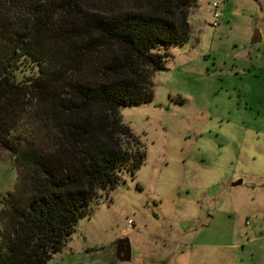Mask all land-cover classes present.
<instances>
[{
	"label": "rangeland",
	"instance_id": "374dc122",
	"mask_svg": "<svg viewBox=\"0 0 264 264\" xmlns=\"http://www.w3.org/2000/svg\"><path fill=\"white\" fill-rule=\"evenodd\" d=\"M189 12L152 102L120 109L146 153L140 169L120 172L46 264H264V0H195ZM26 125L48 144L50 131ZM17 177L0 149V196ZM126 238L129 263L115 252Z\"/></svg>",
	"mask_w": 264,
	"mask_h": 264
},
{
	"label": "trees",
	"instance_id": "16d2710c",
	"mask_svg": "<svg viewBox=\"0 0 264 264\" xmlns=\"http://www.w3.org/2000/svg\"><path fill=\"white\" fill-rule=\"evenodd\" d=\"M194 4L0 0V149L18 173L0 196V264H46L120 172L140 169L146 153L120 109L152 102ZM27 119L51 132L48 144Z\"/></svg>",
	"mask_w": 264,
	"mask_h": 264
},
{
	"label": "water",
	"instance_id": "95a60500",
	"mask_svg": "<svg viewBox=\"0 0 264 264\" xmlns=\"http://www.w3.org/2000/svg\"><path fill=\"white\" fill-rule=\"evenodd\" d=\"M261 41V37L259 36V32L255 34V37L253 41ZM242 181H238L233 184V186L240 185ZM130 240L128 238L126 239H119L116 242V256L119 258L120 262L128 263L132 259V252H131V245ZM123 255V256H122Z\"/></svg>",
	"mask_w": 264,
	"mask_h": 264
},
{
	"label": "built area",
	"instance_id": "2783aa9c",
	"mask_svg": "<svg viewBox=\"0 0 264 264\" xmlns=\"http://www.w3.org/2000/svg\"><path fill=\"white\" fill-rule=\"evenodd\" d=\"M213 7L215 8V10L218 8V5L217 4H213ZM219 16H220V14L217 12V11H215V14L213 15V18H215V20H218L219 19ZM217 25V23H215V26Z\"/></svg>",
	"mask_w": 264,
	"mask_h": 264
},
{
	"label": "flooded vegetation",
	"instance_id": "af4514ba",
	"mask_svg": "<svg viewBox=\"0 0 264 264\" xmlns=\"http://www.w3.org/2000/svg\"><path fill=\"white\" fill-rule=\"evenodd\" d=\"M132 242H133V241L131 240V242H130V243H131V252H132V254H133V252H134V251H133V247H134V246L132 245ZM115 252H116V244H115ZM122 256H123V255H122ZM132 256H133V255H132ZM132 259H133V257H132ZM132 259H131V260H132ZM118 260H119V258H118ZM130 262H131V261H130ZM128 263H129V262H128Z\"/></svg>",
	"mask_w": 264,
	"mask_h": 264
}]
</instances>
